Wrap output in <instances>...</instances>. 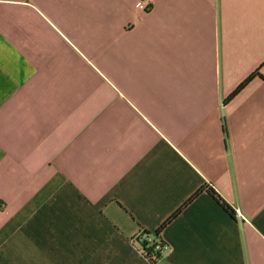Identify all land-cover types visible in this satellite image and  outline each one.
<instances>
[{"label":"crops","instance_id":"0c3cea01","mask_svg":"<svg viewBox=\"0 0 264 264\" xmlns=\"http://www.w3.org/2000/svg\"><path fill=\"white\" fill-rule=\"evenodd\" d=\"M139 1L0 0V264H264V0Z\"/></svg>","mask_w":264,"mask_h":264},{"label":"trees","instance_id":"16d2710c","mask_svg":"<svg viewBox=\"0 0 264 264\" xmlns=\"http://www.w3.org/2000/svg\"><path fill=\"white\" fill-rule=\"evenodd\" d=\"M252 76H250L247 80H245L236 91H238L248 80H250ZM206 190H208L213 196H216L218 200L220 201V205L224 207L225 209L231 211V209L224 203L223 200H221L218 195L211 190V188L205 187ZM150 239V240H148ZM136 241L138 243L140 251L143 253V255L149 259V261H154L153 259L150 258L151 254L154 253V248L155 247H162L163 246V241L160 237V229L159 230H154V231H146V230H139ZM160 253H156V257L158 258Z\"/></svg>","mask_w":264,"mask_h":264},{"label":"built area","instance_id":"2783aa9c","mask_svg":"<svg viewBox=\"0 0 264 264\" xmlns=\"http://www.w3.org/2000/svg\"><path fill=\"white\" fill-rule=\"evenodd\" d=\"M150 7H151V4L147 0H141L138 3H136V5H135L136 9L143 10V11H145V10L148 11L150 9ZM148 240H150V239H148ZM167 246L168 245L166 243H163L162 247H155L154 248V253L151 254L150 258L155 260L157 258L156 257V253L157 252L161 253V252L166 251L167 250Z\"/></svg>","mask_w":264,"mask_h":264}]
</instances>
